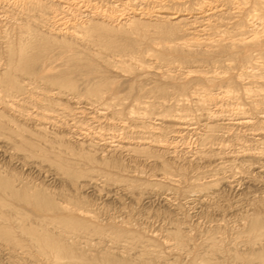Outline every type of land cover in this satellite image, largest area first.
Returning <instances> with one entry per match:
<instances>
[{"label":"bare ground","instance_id":"obj_1","mask_svg":"<svg viewBox=\"0 0 264 264\" xmlns=\"http://www.w3.org/2000/svg\"><path fill=\"white\" fill-rule=\"evenodd\" d=\"M3 1L7 0H0V2ZM18 1L22 3L21 5L25 4L24 9H22L25 17L22 19L18 17L19 15H16L18 19L14 18L13 28L16 29V32H13V37H3L6 38L4 41V55L3 59H0V140L7 145L9 143L8 139L11 140V138L13 139V137H16L19 141L14 144L13 148H19V146H17L19 143L24 147L29 145L27 146L29 152L24 156L22 155L23 157L21 159H23V161L17 160L20 163L19 168H21V171L24 172L25 167H30L29 163H27V159L33 156L35 157V153H38L39 156L43 158L41 160L42 162L47 160L50 165L49 169L45 171H43V168H39L42 163L32 166L33 169H28L27 176H29V178H27V176L25 177L24 174L19 177L14 169L11 170L12 167L8 168V170L5 168H3L5 170H0V244L4 245L9 250L10 254L15 253L17 250L24 251L26 247H29V249L32 247L40 257L50 264H142L146 257H143L144 259L141 258L143 260L142 262H140V258L138 260H131L128 257L129 255L127 256L128 258L125 256H115L114 252L110 251L108 248H104V251H102L99 256H95L92 252L90 254V252H88L89 250L86 252L76 246L78 240L75 238L78 237L77 235L79 232H101L102 235L100 237L102 238L107 231L101 230L103 227L101 228L98 224L89 221L90 218L93 219L96 217H93L95 215H92V211L88 210L87 207H89V205L85 207L87 204L84 198L85 196L79 197L76 193H73L74 187L76 186H86L87 188L88 186H94L95 179L89 175V171L91 172V170L77 166L79 165L77 164L78 162H71L68 157L75 156V152L76 154L79 153L85 162H89V164L91 163L93 166V164L106 165L108 163L107 161H109L108 157H111V155L107 156V153L113 152L114 155L119 151L121 154L122 150L142 154L146 159L151 158V160L152 157L161 159L167 154V156L169 155L172 157L173 160L170 158L171 162L174 160L178 161L179 159L182 160L181 156L185 157L186 154H191L192 158H194L193 156L202 155L203 150L201 151V146L205 145L207 142H211L215 137V132L223 131L222 129L228 131L239 127H247L249 129L250 126L256 123V120L259 121L261 118H264L261 113L263 111L259 110L262 107L261 105L264 104V81L261 86L259 85V90L245 87L244 93H250V96L253 98H251L252 100H250V102L247 100L249 102V104L247 102L249 105L247 108V104L244 105V103L238 101L241 95L236 93L238 90L233 87L234 85L232 86V84H230V82L232 83V77L226 79V82L224 80L223 83L225 82L226 84L220 85V87L216 88V90L219 91L214 92L212 88H214L213 86L216 84L213 78H210L211 75H208L209 77L206 76L210 80H207L203 76V74L206 75L204 71L206 69L203 71L199 69H187L184 71V77L188 78L197 75L196 77H204L207 82L215 84H211L209 88H206V86L200 89L198 86L193 87L195 88L192 90L193 98L195 99L194 102L198 106L197 110L201 109V111L193 112L194 110L191 111L192 108L191 110L189 108V110L184 108L182 110L179 109V112L176 111L174 114L165 111L162 114L159 113L157 116H152L154 110L152 113L151 110L146 109L147 105L142 101V98L139 97L141 96L139 94H136L137 97H134L132 103L130 102L129 105L125 104L127 102L125 96L121 98L114 96L110 98V101H106L105 96L107 93L105 95V89L103 88L104 83L102 81L93 86L89 85L90 87H87L84 92H79L77 89L75 90L76 85L74 86L73 83L75 81L72 80L73 82H71L65 77L50 80L51 86L54 87H49L51 89L48 88L49 90L47 91H52L49 94L56 96L55 99L48 97L49 95L46 93L40 100L30 103L27 106V104H25L26 100L24 94L26 93L25 83L28 82L24 81V78L21 76H24V74H27L28 77L30 76V73L33 72L32 66L35 67L33 64L40 60L43 55L45 56V54L41 55L42 52H45L48 46L53 42L60 43L68 49L78 45L76 44L75 38H86L87 41L93 44H99L95 39V37H98L101 44L105 43L107 45H105L107 49V47H113V45H115V41H113L115 38L113 37L117 34L127 37L136 31H143L151 27L161 36L171 37L174 34L177 35V33L190 36L185 38L184 36L178 37L177 42L173 38L171 40L172 45L169 43L170 45H168L167 48L171 50L175 49L179 57L190 59L192 62H195V56L192 54L194 50L191 49L193 48L192 46H197L199 48L198 54L201 60L215 64L219 61L221 54L233 52V54L236 53L239 55L237 52L242 50L240 46L250 44L251 47L254 46L255 48L252 49V47L250 48L251 50L244 49L243 59L246 64L243 66L241 74H252L255 77L256 75L260 76L261 72H258V74L254 70V66H257V71L260 67L264 66V0H240L238 2L236 0L237 6H233L237 9L233 11L231 7L228 6L230 4L227 3L226 0ZM18 1H16L17 4ZM233 2L235 1L233 0ZM232 9L234 8L232 7ZM7 10L11 11L9 9ZM16 13L17 12H15V14ZM234 13L236 14L234 15ZM5 14L7 13L5 12ZM11 17L12 16H10V18ZM46 21L53 30L54 34L52 36L51 34H41L39 30L38 24ZM199 36L203 38L198 39ZM133 41L132 43H134ZM137 43L136 45L139 47ZM120 44L121 46L123 44L124 48V41L121 40ZM120 44H116L115 48H118V46L121 48ZM125 46V48L130 47L128 45ZM27 49L31 51V54L25 53ZM86 49H88L87 46L85 50ZM123 50L125 52V49ZM140 50L137 51L139 52ZM89 52L91 54L90 50ZM93 54H96V52ZM141 54L138 53L139 57L143 56ZM109 59L105 58L104 60L107 63L112 62ZM76 60L78 61V59ZM140 62V69H145L147 66L146 63ZM207 72L210 73V71ZM31 79H33V77H31ZM198 80L200 81V78ZM33 82H35V80ZM183 86L185 88L187 85ZM142 90L143 89L140 88V93H142ZM201 93L204 95H201ZM223 97L237 101V103L230 106L229 109H227L228 107L226 110H224L225 108L221 109L223 105L221 104V106L218 104L220 103L219 100ZM209 100L214 101L215 107L221 106L220 110L213 112L215 114H211V108L207 107V101ZM30 105L32 107L31 110H29ZM124 105H127V107L124 108ZM249 110L254 113L252 116H250L251 112L249 113ZM224 112H228L229 114H225ZM247 113H249V115H246ZM260 113L261 115H259ZM203 119L205 122L202 123ZM259 129L261 130L264 128L261 127ZM260 130L258 133L255 132L254 140L257 142V145H264V130H262L263 132ZM254 131L251 132L254 133ZM130 133L133 134V136L134 134L138 136V139L134 140L132 138L133 140H129V136L127 135ZM191 133L196 136L195 146L196 149L198 148L197 150L194 149L196 152H193L192 149H190L192 146H188L185 142L186 135ZM244 144L242 145L244 146ZM225 145L223 144V146ZM150 146H157L158 149H152ZM223 146L220 144V147ZM2 147L0 146V148ZM3 148H6V146ZM245 149L246 148L243 150ZM5 150L7 151V149ZM0 151L4 152V150L1 149ZM49 152L53 154L52 157L47 155H51ZM180 152H182V154ZM247 153H245V155L249 156L245 157L241 156L242 154L235 153L232 156L230 155L226 160L220 156V158H218V163L215 162L214 166L216 169L220 170L226 165L242 169L241 167L253 166L257 163V159L262 160L264 158L262 149L257 152L249 151ZM212 154L215 155L217 153L213 152ZM225 154L228 155V153ZM162 159L163 160L159 163L160 165H157V167H160L162 177L167 176L169 178V175L173 174L172 167L169 164L170 160ZM12 161V158L9 159V162ZM31 162H33V160ZM113 162L115 161L113 160ZM113 162L111 161L109 163ZM186 162L189 161L187 160ZM260 163L263 164L259 166H264V162ZM208 164L211 165L210 163ZM50 166L55 168L53 169L54 171H52ZM108 166H110V164ZM241 172L243 171L241 170ZM247 172H249V170ZM54 174H61L64 177L66 175L67 178H69V185H67V187L70 186V188L64 189L61 187L60 189H56V187H51L49 184L46 185L44 180L47 179L53 183ZM49 175L51 176L50 179L48 177ZM153 175L155 174L153 173ZM155 176H157L158 179L160 178L158 175ZM81 177H86V181L79 180ZM109 179L111 180V177ZM212 180L197 184L201 189H199L200 193L202 190L205 191L207 187L211 186L210 182H212ZM151 183L152 181L148 183L147 187L152 186L153 183ZM215 183L216 181L214 185ZM128 188L130 187L128 186ZM246 224L247 228H245L249 229V232L253 233L255 237L264 236L263 216L252 215V217L247 219ZM124 229L117 228L112 230L110 235L111 238L114 241H122V239L129 238L134 242L141 243V245L143 243L145 244V242H150V240H148L149 238L147 241L142 235L134 234L135 232L132 233L133 231L129 232ZM90 232H88V234ZM168 235L174 240L173 243L175 246L179 247L186 241L185 235L180 229L176 228L170 232L168 231ZM99 241H94L92 243L90 241L92 245L87 244V247L100 245L101 243ZM129 242L131 243V241ZM132 246H135V244ZM149 246L151 245L149 244ZM149 246L146 245V247ZM260 247L261 246H259V250H257L258 248L253 249V251L257 250V252H251V255L245 253L249 257H244L242 254L236 255V253L235 255L233 254V256L236 259L241 258L243 261L242 263L245 264L246 262L255 264L251 263L254 259H256L259 264H264V248ZM125 249H127V247ZM145 250L148 251V248ZM9 252L7 253L9 254ZM7 253L5 252V254ZM145 260L148 261V258ZM203 260V262L206 263L208 261L207 258Z\"/></svg>","mask_w":264,"mask_h":264},{"label":"rangeland","instance_id":"obj_2","mask_svg":"<svg viewBox=\"0 0 264 264\" xmlns=\"http://www.w3.org/2000/svg\"><path fill=\"white\" fill-rule=\"evenodd\" d=\"M7 1L0 2V6L2 7H0V13L2 12L0 14V59H3L4 55V41L6 38L3 37H13L14 33L16 32V29L13 28L14 18H17L16 15H19L18 17L22 19L25 17L24 13L22 12V9H24L25 4L21 5L22 3H20L18 0H16L18 1V4L14 0H10L11 2L9 0ZM230 1L226 0V2L230 4L228 6L231 7L232 11L236 10L237 8L233 6H237L236 0H234L235 2H233V0ZM238 1L240 0H237V2ZM4 3L6 6L4 5ZM232 7L234 9H232ZM7 9L11 11H8ZM5 12L7 14H5ZM15 12L17 13L15 14ZM235 14L236 13H234V15ZM2 16L4 19L2 18ZM10 16L12 17L10 18ZM46 22H40L38 24L39 30L41 34H51L52 36L54 34L53 30L50 24ZM2 32H5L6 34H3ZM159 35L160 34L158 32L156 33L152 27L143 31H136L135 33H132L127 37H124L122 35L119 36V34H117V38L116 36L113 37L115 38V40L113 39V41H115V45H113V47H107V49L105 47L106 44H101L98 37H95V39L99 44H93L87 41L86 38H75L77 42L76 44L78 45L68 49L60 43H51L48 46V49H46L45 52L43 51L41 54H45V56L43 55L44 57L42 56L40 60L35 62L36 64H33L35 67L32 66L33 72L30 73V76L28 77L27 74L21 76L24 78V81L28 83L32 82L30 83L31 85L25 83V104H27L28 106V104L40 100L41 97H44V94L46 93H48V97L55 99L56 96L49 94L52 91L48 92L47 90L54 87L51 86L50 80L59 77H65L71 82L75 81L73 82L74 86L76 85L75 90L77 89V91L79 92H84L87 87L93 86L94 84L100 83L102 81L104 83L103 88L105 89V95L107 93V95L105 96L106 101H110V98L114 96H118L119 98L125 96V100L127 101H125V104L129 105L130 102L132 103L133 98L137 97V95L139 94L141 95L139 97L142 98V101L145 102L148 107H146V109L151 110V112L154 110V113L152 112L154 115L152 114V116H157L159 113L162 114L165 111L170 114H174V112H179V109L182 110L184 108H189L190 110L192 108L191 111L194 110L193 112H200L201 109L197 110L198 106L194 102L195 99L193 98L192 90L195 89L193 88L195 86H198L199 89L203 86L209 88L211 84L213 85L215 83L216 85L214 84L215 86H213L214 88L212 89L214 92H217L219 90H216V88L220 87V85L222 86L223 84H226V79L232 77V83L230 82V84H232V86L234 85L233 87L238 90V92L236 93H239L241 95L240 100L238 101L246 105L247 102H250V100H252L253 98L252 96H250V93H244L245 87H251L252 89L259 90V87L263 84L264 66L260 67L261 70L259 69L258 71L256 68L257 66H254V70L257 73L261 72V75L263 76L256 75L255 77L252 74H241L242 68L246 64L245 60L243 59L244 51L249 50L252 47V49L255 48L254 46L251 47L249 43H247L249 45L245 44L240 46L242 50L237 52L239 53V55L236 53L233 54V52H225L220 55L219 61L217 63L211 64L210 62H205L201 60V57H199L198 54L199 48L197 46H192L194 49L191 48L192 50H194L192 54L195 56V62H192L190 59H184L182 57H179L178 52L176 53L175 49L174 52L173 49L171 50L167 48L168 45H172L171 40L173 38L177 42L178 37H190L187 34L177 33V35H172V38L170 36ZM199 38L203 37L199 36L198 39ZM121 40L124 41V48L123 44L122 46L120 44ZM132 41L134 43H132ZM128 43L131 45H129ZM136 43L139 44V47L141 46V50L136 45ZM116 44H120L121 48L119 46L118 48H115ZM125 45H128L131 48H125ZM86 46L88 49L85 50ZM97 46H101L102 48ZM89 47L94 48L91 49ZM116 49H118L120 52ZM123 49H125V52ZM89 50L91 51V54ZM137 50L140 51L138 52ZM146 50H148L149 52ZM26 51L27 52L25 53L31 54V51L29 49H27ZM94 52H96L97 55L93 54ZM138 53L143 56L139 57ZM105 58H110L109 60L113 63H107L104 60ZM76 59H78V61ZM140 61L146 63L148 67L146 66L145 69H140ZM187 69H199L202 71L206 69L204 70L206 75L203 74V76L208 80V75H211L210 78H213L214 83L207 82V80H205L203 76V78L198 76L200 78V81L198 80L199 78L196 77L197 75L190 76L188 78L184 77V71H186ZM207 71H210L211 74ZM31 77H33V79H31ZM34 80L35 82H33ZM224 80L225 82L223 83ZM131 85H133L134 87ZM183 85L187 86H185L184 88ZM140 88L143 89V94L140 93ZM201 95L204 94L201 93ZM226 99V97H223L219 100L220 103L218 105L222 104L224 107L222 105V107H215L214 101H207V107L211 108V114L220 110V107L221 109L225 108L224 110H226L227 107V109H229L230 106L235 105V103H237V101H233L231 99H227V101ZM248 104L246 105V107L249 106ZM127 105H124V108H126ZM263 105H261L262 107L260 106L261 108L259 107V110L263 111L261 113L264 117ZM31 109L32 107L30 105L29 110ZM224 113L227 114L228 112ZM249 113L250 116L254 114L251 110H249ZM249 113H247L246 115H249ZM261 113L259 115H261ZM261 120H256V123H254L253 126H250L249 129L247 127H245L246 129L244 127H239L228 130L229 132L225 129H222L223 131L215 132V137L213 136L214 139L212 138L213 140H211L212 143L207 142V145H203L204 147L201 146V151L203 150V154L199 156H193L194 158H192L191 154H186L185 157L181 156L182 160L179 159L180 162L179 160H174L171 162V156H167V154L164 156L162 154L164 156L162 157L164 158V160H170L171 162H169V164L172 167L173 174L169 175V178L166 176L168 179L164 176H161L160 167H157V165H160L159 163L161 162V160H163L162 158L157 159L152 157L151 160V158L146 159V157H144V155L142 156V154L122 150L121 154L119 151H117L116 153L114 152V155L113 152L107 153V156L111 155V157H108L109 161L107 162L109 163L111 161L113 162V160L115 161L113 163H109L110 166H108V163L106 165L93 164L92 166L91 163L89 164V162H85V160H83L79 153L76 154L75 152V156H71L68 158L71 160V162H78L77 164L79 165L77 166L82 167L83 169L91 170V172L89 171V175H91L95 180L94 186H88V188L86 186H76L74 187L73 193H76L79 197L85 196L84 198L87 201L85 207L89 205V207H87L88 210L92 211V215H95L93 217H96L93 219L90 218L89 221L98 224L101 228L103 227V229L101 230L107 231L106 234L102 236V238L100 237L102 235L101 232H79L77 235L78 237H76L75 239L80 241L79 243L77 241L76 246L86 252L89 250L88 252H90V254L92 252V254H94L95 256H99L101 252L104 251V248H108L110 251L114 252L115 256H125L126 258L129 257V259L131 260H138L140 258V262H142V259H144L145 257L148 258L149 263L147 260H145V258L142 264H245L242 263L243 261L241 258L236 259L233 254H242L244 257H249L247 255H251L254 251L257 252V250H259V246L264 248V236L255 237L253 233L249 232V229H246L247 219L252 217V215H261L264 217V166H259L263 164L260 162H264V158L262 160L257 159V163L253 165L254 167L243 166L241 167L242 169L226 165L220 170L216 169L214 164L215 162L218 163V158H220V156L224 158V160H226L227 158H229L230 155L232 156L235 153L242 154L241 156L243 157L249 156L245 155V153L249 151L257 152L262 149L264 153V145H257V142L254 140V134H256L255 132L258 133V131L260 130L259 128H264V118H261ZM203 122H205L204 119L202 123ZM262 130L264 129H261L260 131ZM251 131H254V133H252ZM127 136H129V140H131L132 138L134 140L138 139V136H135V134L133 136V134L130 133ZM195 138L196 136L192 135V133L186 135L185 137V142L188 146H192L191 148H189L192 149L193 152L195 151L194 149H196ZM17 141H19V139L13 137V139L11 138V140L8 139L9 143L6 145L0 140V146H6V148H0L1 150H4V152L0 151L1 171L5 169L8 170V168L12 167L11 170L14 169L15 173L19 177L22 176V174H24V176L26 177L28 169H33L32 166L39 165V163H42L39 168H43V171L49 169V161L45 160L42 162L41 160L43 158L40 157L38 153H35V157L33 156L27 159V163H29L30 167H25L24 172L21 171V168H19V161H23V159L21 158L29 152V148L27 147L29 145H26L24 147L21 146L19 143V145H17L19 146V148H13L14 144H16ZM220 144L221 146H223V144H226L227 146L225 145L223 147H220ZM242 144H244V146ZM150 147L152 149H158L157 146ZM244 148L246 149L243 150ZM5 149H7V151ZM182 151L184 152L183 148ZM118 152L120 155L118 154ZM213 152L217 154L214 155L212 154ZM180 153L182 154V152ZM225 153H228V155H226ZM47 155H49V157L53 156L52 153L51 155ZM11 158L13 161L9 162V159ZM18 159L19 161H17ZM32 160L33 162H31ZM187 160L189 162H186ZM208 163H210L211 165H209ZM50 167L52 171H54L53 169L55 168L53 166ZM132 170L134 173L132 172ZM241 170L243 172H241ZM248 170L249 172H247ZM153 173L155 175H158L160 178L158 179L157 176L153 175ZM48 177L49 179L51 178L50 175ZM108 177H111V180ZM27 178H29V176H27ZM86 179V177H81L79 180L86 181ZM211 180V186L207 187L206 190L204 189L205 191L202 190L200 193L201 189L200 187H198L199 185L197 184H200L205 181L208 182ZM68 181L69 178H67L66 175L64 177L61 174H56L54 176L53 183L47 179L44 180V183L46 185L49 184V186L51 187H56V189H60L61 187L67 189L68 187L70 188V186L67 187V185H69ZM151 181L153 184L156 181L158 183L156 182L157 185L156 183L154 185L151 183L152 186L147 187L148 183ZM215 181L216 183L214 185ZM128 186L130 188H128ZM117 228L124 229L129 232L133 231L132 233L135 232L134 234H140L146 240L149 238L148 240H150V242H145V244L143 243L141 245V243L134 242L129 238L122 239V241L124 242H122L121 240L114 241L110 235L112 233V230H115ZM176 228L180 229V231L185 235L186 238L185 243L179 247L175 246V244L173 243L174 240L170 237V235H168V231L170 232ZM88 232L90 233L88 234ZM88 240H90L91 243L94 241L98 242L100 240L99 242L101 244L97 245L98 247H87V244H91ZM129 241H131V243ZM134 244L135 246H132ZM149 244L151 246H149ZM146 245H148L149 247H146ZM126 247L129 250L125 249ZM130 247L134 249H131ZM140 248L143 250H141ZM147 248L148 251L145 250ZM255 248L258 249L253 251V249ZM5 252H9V250L4 245L0 244V264H50L48 261L40 257L36 253V251L33 250L32 247H30V249L29 247H26L24 251L17 250L15 253L12 254H10V252L9 254H5ZM7 255L9 256V258ZM134 256H137L138 258ZM204 258H207V263L203 262ZM255 260L256 259L252 260L251 263L259 264V262ZM246 264L250 263L246 262Z\"/></svg>","mask_w":264,"mask_h":264}]
</instances>
